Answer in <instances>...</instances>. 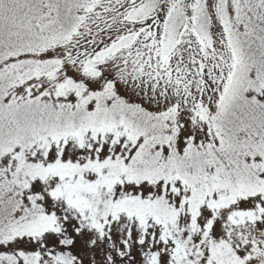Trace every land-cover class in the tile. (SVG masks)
I'll return each instance as SVG.
<instances>
[{
    "label": "snow or ice",
    "instance_id": "6c2138e0",
    "mask_svg": "<svg viewBox=\"0 0 264 264\" xmlns=\"http://www.w3.org/2000/svg\"><path fill=\"white\" fill-rule=\"evenodd\" d=\"M0 264H264V0H0Z\"/></svg>",
    "mask_w": 264,
    "mask_h": 264
}]
</instances>
